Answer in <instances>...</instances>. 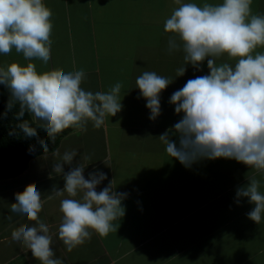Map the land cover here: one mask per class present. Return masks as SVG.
Returning a JSON list of instances; mask_svg holds the SVG:
<instances>
[{
	"label": "crops",
	"instance_id": "1",
	"mask_svg": "<svg viewBox=\"0 0 264 264\" xmlns=\"http://www.w3.org/2000/svg\"><path fill=\"white\" fill-rule=\"evenodd\" d=\"M182 2L202 6L222 0ZM43 3L53 13L49 62L27 61L13 49L6 56L0 54V67L13 62L26 67L31 62L38 73L83 69L87 75L81 87L87 91H108L117 82L123 85L122 109L100 128L91 122L85 132L69 128L53 153L32 159L20 175L0 180V264H39L22 242L11 238L21 223H32L11 212L10 205L16 202V193L33 183L46 201L40 219L50 226L52 248L62 264H264V214L259 224L253 223L247 214L254 205L236 197L237 189L252 176L264 194V174L224 158L202 159L185 167L158 139L182 118L169 103L171 95L189 79L208 73L205 61L200 71L187 65L185 75L177 77V69L184 66L183 53L167 52L169 34L163 27L178 7L174 0ZM251 9L264 15V0H252ZM143 71L174 80L160 94V115L155 120L149 119L146 100L136 88ZM4 92L9 102L6 87ZM28 114L34 123L44 124ZM72 150L78 153L72 166H84L85 178L94 171L107 175L97 191L113 181V189L128 195L122 202L124 216L114 222L117 231L106 237L93 233L68 252L58 239L60 198L48 201L47 196L53 186L63 188V178L52 172V166ZM69 168L65 165L64 171Z\"/></svg>",
	"mask_w": 264,
	"mask_h": 264
},
{
	"label": "clouds",
	"instance_id": "2",
	"mask_svg": "<svg viewBox=\"0 0 264 264\" xmlns=\"http://www.w3.org/2000/svg\"><path fill=\"white\" fill-rule=\"evenodd\" d=\"M174 2L178 7L163 27L169 34L167 52L183 53L184 66L177 69V77L185 75L187 65L200 71L205 61L208 73L189 79L171 95L169 103L182 118L158 139L185 167L202 159L224 158L264 174V51H258L264 49V15L253 14L252 0H222L202 6ZM52 15L43 0H0V54L6 56L14 49L27 61L47 64ZM222 57L227 60L221 61ZM86 75L83 69L65 72L62 68L38 73L34 63L25 67L13 62L0 67V85L10 93L8 108L19 104L16 119L25 111L31 113L34 120L44 121L47 137L55 141L69 128L85 132L90 122L100 128L107 117L122 109L120 82L108 91L93 93L81 87ZM173 81L154 71H143L137 77L136 88L146 100L150 120L160 115V94ZM18 127L25 137L37 138L39 147L48 151L47 143L38 138L28 121ZM33 150L30 146L29 151ZM77 155L76 150L66 151L52 166V172L62 176L64 186H53L47 196L48 201L60 198L58 239L68 252L90 240L93 233L106 237L117 231L114 222L124 216L122 202L128 195L113 189V181L97 191L107 175L94 171L85 178L84 166H72ZM65 165L70 166L67 172ZM259 188L260 181L252 176L236 191L237 200L247 198L254 205L247 216L255 224L264 214V194ZM41 196L34 183L15 194L11 212L32 223H21L11 238L22 242L39 264H62L52 248L50 226L40 219L46 202Z\"/></svg>",
	"mask_w": 264,
	"mask_h": 264
},
{
	"label": "trees",
	"instance_id": "3",
	"mask_svg": "<svg viewBox=\"0 0 264 264\" xmlns=\"http://www.w3.org/2000/svg\"><path fill=\"white\" fill-rule=\"evenodd\" d=\"M8 100L4 92V86L0 85V180L14 178L24 172L28 163L41 155L53 153L60 140L68 134L66 129L56 136L55 141L50 140L44 128L34 123L28 112L20 119H16L19 112V104L16 103L11 109L8 108ZM28 121L29 126L37 130L38 138L48 145V151L44 152L37 144V138H27L19 129L18 125ZM13 133L10 135L9 133ZM30 146L34 147L29 151Z\"/></svg>",
	"mask_w": 264,
	"mask_h": 264
}]
</instances>
